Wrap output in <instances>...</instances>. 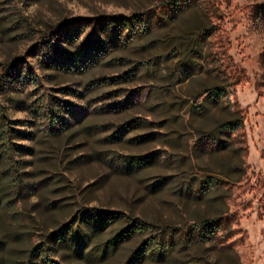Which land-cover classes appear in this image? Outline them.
<instances>
[{
  "label": "rangeland",
  "instance_id": "obj_1",
  "mask_svg": "<svg viewBox=\"0 0 264 264\" xmlns=\"http://www.w3.org/2000/svg\"><path fill=\"white\" fill-rule=\"evenodd\" d=\"M175 1L0 0V264H264V0H204L220 55L209 67L228 74L244 120L221 154L196 142L193 101L175 99L199 83L172 97L177 62L153 69L175 23L90 71L57 68L107 43L114 21L164 20ZM175 101L182 118L170 122ZM208 181L221 187L203 195ZM217 219L216 236L186 245Z\"/></svg>",
  "mask_w": 264,
  "mask_h": 264
},
{
  "label": "trees",
  "instance_id": "obj_2",
  "mask_svg": "<svg viewBox=\"0 0 264 264\" xmlns=\"http://www.w3.org/2000/svg\"><path fill=\"white\" fill-rule=\"evenodd\" d=\"M207 9L204 0H178L170 3V11L164 20L155 21V18L142 14L132 21L125 19L114 21L115 27L112 30L108 29L107 43L95 42L92 46L91 43L81 49L79 52L81 57L75 60L74 56L64 57L62 64L56 67L65 73L90 71L100 63L107 61L118 49H124L134 42L148 38L154 34L156 28L160 29L165 24L168 26L175 23L181 34L178 38L170 41L166 48L167 51L157 57L155 62L158 63L153 66V69L162 73L163 69L160 64L169 61L177 62L176 70L171 71V66L167 69L172 72L170 76L175 79L167 91L172 97L175 96L174 92H176L175 88L178 84L185 81L199 83L198 91L192 94L183 93L184 98H187L186 101L183 96L175 99L183 101L184 104L193 101V106L185 114H189V121L198 123V127L191 126L194 132L192 134L197 138L196 142L214 143L215 149L212 153L221 154L228 149L226 143H231L232 136L239 134L244 129V120L240 105L230 100L228 74L220 67H209L219 63L220 57L218 58V56L220 55L215 54L211 45L208 44V41L216 34V27L209 18ZM184 20L189 24V27L183 30L177 24ZM101 26L103 27V25ZM158 43L159 41L151 42L149 47H155ZM144 48L148 47L144 46ZM77 54L75 56H80ZM149 64V61H142L139 66L143 67ZM7 78L10 80L12 77L1 79V82H5L3 89L8 81L5 80ZM113 80L114 83H119L123 77L115 76ZM106 83V81L96 80L91 83V87L93 89L100 88ZM201 98L203 100L199 101ZM171 107L175 110V114L173 113L171 116L170 122L181 120V105L179 106L175 101L171 103ZM7 120L6 115L0 111V140L4 142L8 138L4 131L8 126ZM220 187V183L215 184L214 181H208L203 187L202 193L206 195ZM101 219L103 222L107 220L105 216ZM220 223L221 221L218 219L206 220L193 226V232L187 237L186 245L198 242L207 243L211 237L219 233Z\"/></svg>",
  "mask_w": 264,
  "mask_h": 264
}]
</instances>
